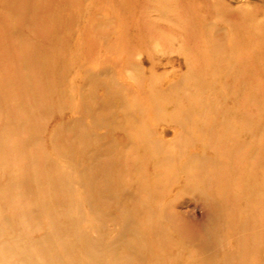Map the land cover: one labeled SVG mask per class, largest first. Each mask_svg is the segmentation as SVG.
<instances>
[{
	"label": "rangeland",
	"instance_id": "1",
	"mask_svg": "<svg viewBox=\"0 0 264 264\" xmlns=\"http://www.w3.org/2000/svg\"><path fill=\"white\" fill-rule=\"evenodd\" d=\"M87 19L89 21H86ZM104 21V32L111 41L116 42L119 36L117 46L110 49L113 52L109 54L112 58L121 62L128 57L142 60L145 57L141 53L145 52L150 54L155 62L156 66L152 71H148V74L140 79V76L131 70L124 69L122 72L135 89L142 83V92L145 91L148 95V99L145 98L143 102L138 100V107L152 106L151 120L147 121V125L155 130L151 133L152 140L157 137L162 139L167 142V150L173 151L171 148L175 147L170 145L174 143L172 141L175 137L176 141L179 137L184 139L178 148V151L186 152L185 156L182 155L181 162L186 160L190 152L198 153L196 157L191 158L194 162L202 158L199 151L202 150V145L191 147L197 137L193 134L192 125L216 119L215 110H220L217 118L227 120V117H233L238 123L240 119L235 118L237 114L244 115L247 119L246 126L242 123L244 127L249 131L254 127L260 131L256 137L257 141L264 133V0H0V264H30L26 258L49 260L48 255L53 254H58L65 264H68L71 258H92L91 254L85 255L80 246L71 249L69 245V248L65 249L55 242L56 248L42 247L47 239L53 240L48 228L55 215L53 210L56 211L57 206L49 205L50 199L64 195L58 188H53L54 181L58 185L62 181L58 169L69 171L74 168L68 159L60 155L71 145L70 141L64 139L66 134L59 133V142L52 138L58 123L71 115H60L57 107L60 103L59 94L42 90L41 85L48 79H42L38 73L43 68L48 69L49 73L51 61L48 63L45 58L58 57L57 53L55 56L51 51H57L63 41L68 42L72 38V44L85 43L82 40L84 34H81L80 39H74L77 37V34H73L75 31L97 37L99 25L96 28L94 23ZM85 22L93 27L85 28L84 31ZM57 32L61 34V38L53 43L52 35ZM97 40L91 38L86 41L87 50L91 45L94 50L97 49ZM95 51V57L98 59L99 49ZM19 52L20 93L13 81L18 74L16 66ZM84 54L85 52L78 53L79 58ZM101 54L103 58L105 53ZM40 58H44L46 62H37ZM145 64L150 66L147 60ZM168 71H172L166 78L168 85L179 80L182 82L176 91L173 90L169 96L164 97V91L160 92L164 83L162 74ZM80 72L83 73V70ZM48 77L52 83L53 76L49 74ZM61 83L63 84L62 80L58 84ZM189 92L195 104L186 119L191 123L181 132L178 126L166 125L172 115L166 110L171 111L173 107H168L166 101L168 98L179 99L182 105L176 111L179 113L183 106L187 105L186 96ZM19 100L20 114L14 108ZM201 102L209 104L206 106L209 112L205 116L203 114L202 119L193 120L201 114L202 108L196 105ZM223 111L229 112V116L225 117ZM5 115H8L6 119ZM18 115L20 117H17ZM19 122L20 131L16 132L15 127ZM165 128L167 133L163 132ZM235 129L232 126L229 131L236 132L238 129ZM198 134L200 142L207 145H220L221 143L217 144L218 139L225 140L229 137V133L211 135L205 127ZM250 136L252 137V134ZM174 150L177 151L176 148ZM262 154L264 155V151L259 152V156ZM210 155L211 153L206 151V158ZM241 167L243 166L240 165ZM257 176L262 177V173L258 172ZM244 185L246 186V182L242 180L241 186ZM259 187L256 193L261 190ZM78 189L82 191L80 187ZM176 199L177 211L194 223L202 222L206 214L203 198L182 194ZM246 204L244 203L243 207ZM260 204L252 197L249 206L259 207ZM82 206L80 209H84ZM255 219L254 216L251 218ZM258 220L264 221V212ZM103 230L104 228H100L99 231ZM36 239H43L42 244L37 245ZM209 243L214 245L213 241ZM231 243L236 246L238 241L232 239ZM124 245L120 244L115 257L136 258L129 254V248ZM197 248L184 251L180 256L168 254L163 247L162 257L165 260L198 258L197 255L211 258V255ZM157 251L159 252V248ZM190 251L192 256L188 255ZM213 257L223 258V255ZM105 258L114 256L107 254ZM229 258L244 256L235 251Z\"/></svg>",
	"mask_w": 264,
	"mask_h": 264
},
{
	"label": "bare ground",
	"instance_id": "2",
	"mask_svg": "<svg viewBox=\"0 0 264 264\" xmlns=\"http://www.w3.org/2000/svg\"><path fill=\"white\" fill-rule=\"evenodd\" d=\"M104 24L105 21L94 23L96 28L99 25L97 37L75 31L73 34H77V37L74 39H80L81 34H84L82 40L85 43L77 42L79 45L76 43V46L75 43H70L72 38L68 42L63 41L58 50L53 49L57 51H51L55 56L57 53L58 57L45 58L48 63L51 61L49 73L45 68L38 73L42 79H48L41 85L42 90L59 94L60 103L57 107L60 115H71L58 123L52 138L59 142V133L66 134L64 139L70 141L71 145L60 155L69 160L75 171H65L57 167L62 181L59 185L54 181L53 188H58L64 195L50 199L49 205H56L59 209L53 210L55 215L49 222L48 231L53 240L47 239L46 244H42L43 239H36V244H42L44 249L47 246L56 248L55 242L65 249L69 245L71 249L80 246L85 255H92V258H71L68 264H264V258H261L264 257V221H257L264 212V155L259 156V152L264 151V133L257 141L260 131L255 127L247 130L244 127L247 123L244 115L237 114L235 118L240 119L238 123L233 117H227V120L217 118L220 110H215L216 119L192 125L193 134L197 137L191 147L196 148L195 146L201 144L202 150L199 151L202 158L194 162L191 158L198 153L190 152L186 160L181 162L186 152L178 151V148L184 139L179 137L176 141L175 137L172 141L174 143L170 147L174 146L177 151L175 148H171L173 151L167 150V142L158 137L152 140L151 133L155 130L147 125V121L151 120L152 106L138 107V100L143 102L145 98L148 99V95L145 91L142 92V83L135 89L122 72L124 69L131 70L140 79L148 71H152L156 66L155 62L145 52L141 53L145 57L142 60L128 57L122 60L123 63L112 58L109 55L112 52L110 49L117 46L119 36L116 42L111 41L104 32ZM83 27L85 31V28L90 29L93 26L90 27L85 22ZM52 37L54 43L61 38V34L57 32ZM91 38L98 39L99 47L95 49L100 52L98 59L92 45L90 49L86 48V41ZM83 52L85 54L79 58L78 53ZM103 52L105 55L102 58ZM20 58L19 52L16 66L18 74L13 80L19 93ZM43 59H37V62H46ZM145 60L150 66L145 64ZM171 72L162 74L164 83L160 92L164 91V97L177 90L182 82L179 80L168 85L166 78ZM49 74L54 78L52 83ZM61 80L63 84L60 85L58 83ZM62 98L65 99L61 100ZM166 103L168 107L173 106L171 111L166 110L172 114L166 125L178 126L182 132L191 123L186 119L195 104L190 92L186 96L187 105L179 113H176L182 107L179 99L168 98ZM132 104L134 106H129ZM196 105L202 111L193 120L202 119L203 114L205 116L209 112L206 107L209 104L201 102ZM14 108L20 114V100ZM26 113L23 112L24 115ZM223 114L226 117L230 113L223 111ZM7 116L5 115V119ZM231 124L238 129L237 133L229 131ZM204 127L211 135L229 133V137L225 140L218 139L217 144L221 143L220 145H207L200 142L198 134ZM15 130L20 131V122ZM163 132L167 133L166 128ZM197 141L200 143H196ZM206 151L211 153L208 158ZM240 165L244 168H240ZM52 166L56 167L53 164ZM254 172L262 173V177ZM242 180L246 182V186H241ZM79 187L82 191H79ZM257 187L261 189L259 194L255 192ZM182 194L205 200L206 214L201 223L188 220L176 210V198ZM253 194L255 195L252 196ZM252 197L261 203L259 207L249 206ZM244 203L247 204L243 207ZM81 205L84 209H80ZM253 216L255 220H251ZM100 228L104 230L100 232ZM232 239H237L236 246L232 245ZM209 241H213L214 245H209ZM120 244H125L124 247L129 248V254L136 258L115 257ZM18 247L19 252L20 245ZM163 247L168 254L180 256L182 252L198 247L197 250L201 248L211 258L197 255L198 258L165 260L162 257ZM235 251L244 258H229ZM107 254L114 258H105ZM220 254L223 258L213 257ZM188 255L192 256V251ZM47 258L49 260L26 259L30 264H65L58 254L48 255Z\"/></svg>",
	"mask_w": 264,
	"mask_h": 264
}]
</instances>
